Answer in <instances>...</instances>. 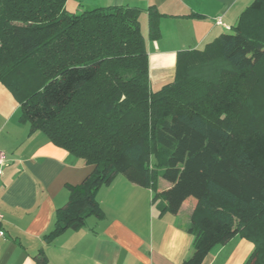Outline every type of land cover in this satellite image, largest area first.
I'll list each match as a JSON object with an SVG mask.
<instances>
[{
	"label": "trees",
	"instance_id": "1",
	"mask_svg": "<svg viewBox=\"0 0 264 264\" xmlns=\"http://www.w3.org/2000/svg\"><path fill=\"white\" fill-rule=\"evenodd\" d=\"M65 1L0 0V84L19 121L93 167L68 187L44 242L101 218L96 192L122 175L153 193L160 214L195 202L180 264H202L235 236L254 247L244 264H264V0L202 50L179 52L173 80L154 92L141 10L75 14ZM145 11L156 41L162 15ZM45 258L40 250L33 264Z\"/></svg>",
	"mask_w": 264,
	"mask_h": 264
},
{
	"label": "crops",
	"instance_id": "2",
	"mask_svg": "<svg viewBox=\"0 0 264 264\" xmlns=\"http://www.w3.org/2000/svg\"><path fill=\"white\" fill-rule=\"evenodd\" d=\"M254 0H66L68 13L87 8L130 7L141 10L139 26L147 35L148 8L160 18V37L145 35L151 89L175 76L179 52L200 51L236 25ZM219 19L223 26L216 25ZM227 27L229 30H226ZM19 103L0 84V264H33L42 250L47 264H180L190 255L187 232L195 202L184 201L175 215L160 214L153 193L122 175L101 187L95 199L103 216L88 217L83 228L66 231L50 243L43 237L54 226L55 211L65 206L68 187L92 172L78 158L54 146L19 121ZM159 190L169 185L160 180ZM253 245L235 236L212 248L202 264H244Z\"/></svg>",
	"mask_w": 264,
	"mask_h": 264
},
{
	"label": "built area",
	"instance_id": "3",
	"mask_svg": "<svg viewBox=\"0 0 264 264\" xmlns=\"http://www.w3.org/2000/svg\"><path fill=\"white\" fill-rule=\"evenodd\" d=\"M215 22H216V25L223 26L222 23H221V21H219V19H216ZM225 28H226V30H229L227 27H225ZM2 160H3V158L0 155V164H1ZM0 221H1V214H0ZM2 234H3V232H0V237L3 236Z\"/></svg>",
	"mask_w": 264,
	"mask_h": 264
},
{
	"label": "rangeland",
	"instance_id": "4",
	"mask_svg": "<svg viewBox=\"0 0 264 264\" xmlns=\"http://www.w3.org/2000/svg\"><path fill=\"white\" fill-rule=\"evenodd\" d=\"M145 28L143 27V28H141V34L143 35V37H145V35H146V30H144ZM156 90H158V89H152V91L154 92V91H156Z\"/></svg>",
	"mask_w": 264,
	"mask_h": 264
}]
</instances>
